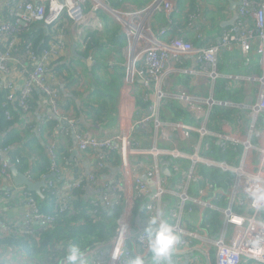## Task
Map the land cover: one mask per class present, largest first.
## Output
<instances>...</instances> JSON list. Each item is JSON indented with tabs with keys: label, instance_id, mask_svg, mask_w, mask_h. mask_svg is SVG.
Listing matches in <instances>:
<instances>
[{
	"label": "built area",
	"instance_id": "built-area-1",
	"mask_svg": "<svg viewBox=\"0 0 264 264\" xmlns=\"http://www.w3.org/2000/svg\"><path fill=\"white\" fill-rule=\"evenodd\" d=\"M108 1L2 0L0 4V11L7 12L5 19L0 21V41L6 42L0 51V91L8 90L6 99L9 102L16 100V106L26 116L30 114V92L32 89L40 91L51 114L69 122L77 140L76 149L91 154V171L63 181L61 170L55 167V143L48 144L47 152L51 161L49 172L54 175L50 177L53 180L46 179L44 188L53 194L54 211L59 213L64 210L73 188H99L98 205L108 208L120 204L122 211L117 220L116 234L90 252L104 258L106 264H125L128 256L134 255L130 247L132 243L143 251L147 250L141 242L143 230L135 233L132 231L134 198L150 195V190L154 189L151 200L145 203L146 211L153 214L157 211L155 205L162 202L163 195L174 193L178 195V203L170 208L168 217L174 219L172 225L179 234H184L181 217L184 212L193 211L192 205L200 211L210 208L220 212L222 225L219 232L205 239L209 250H214V264H242L250 260L264 264V200L257 201L249 196V192L257 187H264V0H240L237 19L220 33L217 43L201 46H195L184 39L185 31L182 29L177 30L175 36L165 35L171 28L172 15L177 11L175 0H151L144 7L122 6L118 9L111 7ZM202 2L199 0L194 12L188 14L187 24L195 32L196 38L201 37L198 22H205ZM99 11H108L107 14L120 25L125 35L127 73L122 88L127 86V93L123 98L128 102L127 107L129 101L133 104L128 115L120 119L119 130L100 137L76 132L74 119H68L60 113L58 104L61 83L58 77L47 73L51 60L68 51L65 26L69 23V44L84 50L89 42L88 32L102 29ZM156 13H162L168 24L159 32H153L151 25ZM34 21H42L47 26L61 23V27L55 41L48 48L37 56L31 54V70L24 67L21 70L11 68L10 62L19 61L11 54L19 45L16 32L27 29ZM30 46L28 44L27 49ZM233 49L243 55L246 64L251 53L257 54L262 68L260 75L243 77L247 83L257 82V86L254 98L238 103L215 99L212 93L214 83L220 77L217 70L219 53L221 50ZM184 56L194 57L190 73L196 77L199 86L209 90V94H175L162 88L163 77L177 69L172 65L180 63ZM15 71L21 80L18 87L17 78L13 77ZM183 72L187 73L186 70ZM226 78L237 80L240 77L226 75ZM138 81L143 89L146 113L140 112L134 99ZM251 92L252 89L248 94ZM171 100L177 101L184 109L185 114L181 119L160 118L161 110L164 111L165 104ZM221 123L226 125L225 130L217 126ZM149 126L155 134L153 145L141 147L134 140L133 131L138 129L144 132ZM207 138L215 140L223 151L229 146L240 147V153L235 156L236 162L230 164L206 156L203 148H208V144H205ZM6 151L7 148H0V180L10 184L9 167L13 164L6 159ZM112 152H116L119 157L118 180L98 182L94 171L105 167ZM134 155L152 157L149 168L143 172L146 179L152 181L151 185L139 174L146 157L140 162L136 161L134 166ZM198 164L231 172L233 180L228 191L223 192L199 175L196 172ZM164 167L173 177L180 172L182 182L176 190L166 188L164 178L167 176L162 174ZM14 187L19 188V195L24 200V210L15 227L31 232L32 225L47 227L55 220V214L41 211L32 192L24 186ZM192 187L195 189L194 194L190 192ZM216 194L225 196V205L220 206L212 201L216 199ZM93 204L98 206L96 202ZM96 212L97 209H93V213ZM121 224L127 227L125 238L120 231ZM117 251L120 255L114 258ZM185 264H195V260L188 259Z\"/></svg>",
	"mask_w": 264,
	"mask_h": 264
},
{
	"label": "trees",
	"instance_id": "trees-1",
	"mask_svg": "<svg viewBox=\"0 0 264 264\" xmlns=\"http://www.w3.org/2000/svg\"><path fill=\"white\" fill-rule=\"evenodd\" d=\"M124 1H130L138 7H144L151 0H109L108 2L111 7L116 8L120 2L123 3ZM175 2L177 11L172 15L171 28L182 29L177 25H180V19L184 16L186 18V25L182 29L186 32L184 39L191 42L192 40L189 38L191 34L189 33L194 34V37L196 34L187 23L188 14L195 10V0H175ZM187 2L191 5L190 9L183 12L184 5ZM6 15V10L1 11L0 21L4 20ZM98 16L102 22V29L88 32V45L84 50H78L77 54L79 56L71 53L67 55V52L57 55L51 60L47 69L49 75H55L63 83L58 104L60 113L65 117H69L68 113L70 112L78 129L80 127L84 129V125L88 122L101 125L108 118L115 116L119 90L123 85L126 75L124 56V48L126 46L125 35L120 25L109 14L99 11ZM202 17H204L203 10ZM158 22L165 26L168 25L162 13L159 14ZM249 22L252 23V20H249ZM198 25L201 28L203 23L198 22ZM219 26V24L215 23V27L219 32L228 28V26L223 28ZM60 27L61 23L47 26L42 21H34L27 29L16 32L19 45L11 54H13L14 58L19 59V61L17 63L10 62V67L17 70H21L22 67L26 70H31L33 68V65H31V54L37 56L44 49L48 48L51 42L55 41V36L59 32ZM200 34V38L195 37L194 39L198 42H191L193 45H207L214 41L213 38H204L202 28L200 29ZM65 35L69 41V23L65 26ZM5 44L6 42L0 41V51L4 49ZM28 44L31 45L29 49H27ZM81 56L82 58H80ZM87 57L93 60L91 76L88 75L85 63ZM84 81L87 86L85 92L75 90L69 95L66 94V89L69 90L71 86L75 85H77L75 87L80 88L83 86ZM216 83L224 89H228V92L233 95L237 93L234 92V87H232L226 78L221 77V79H217L215 89ZM8 93L9 91L6 89L0 91V148H7L6 159L16 166L19 171L26 172L30 179L37 181L48 174L51 169V161L47 152V146L50 143L48 137L49 139L54 138L56 141L54 142L56 168L67 163L70 151L73 149L72 142L66 131L60 133L52 131L56 124L55 119L45 120L44 123L39 124V132L37 135H33L31 129L34 128V112L42 97L40 91L32 89L30 92L28 97L29 116L23 115L18 106H16V100L9 102L6 99ZM72 94L78 96V105L73 101ZM17 96L18 92L15 98ZM142 96V92L135 93L134 95L139 108L146 107V102L142 99ZM70 106L74 107L75 114L70 111ZM164 108L174 115L171 118L172 120L181 119L185 114L184 109L176 101H168ZM80 115L83 117V120H79ZM162 118L167 119L164 115ZM205 144H208L207 149L203 148L206 156L230 164L236 162L235 156L240 153V147L238 146H229L227 150L223 151L218 143L210 138L205 140ZM118 160L117 153L112 152L106 161L105 167L94 171L98 182L106 181V177L109 175L111 169L117 167ZM196 172L205 180L214 184L215 187H219L223 192L228 191L232 184L233 174L231 172H222L218 168L207 167L203 164L197 165ZM75 173V176L85 174L82 172L78 173L77 169ZM50 179L53 180L52 178ZM91 188L98 191L97 196L93 195L91 197L89 191L91 189L87 187L73 188L67 206L59 213L54 211V197L48 191V188L42 189L43 197H38L35 193L30 192L41 211L55 214V220L47 227L39 228L38 225H32L33 230L31 232L22 231L13 225H11V229L10 227L8 228L10 230L6 229L7 231H3L5 229L0 227V232L5 234L0 236V247L18 249L27 260L25 264H61L64 249L69 242L80 244L86 248V252L106 243L116 234L117 220L122 211V206L120 204H113L108 208H103L101 204L98 205L100 189ZM148 200L146 195L134 198L133 219L137 213L141 218L146 216L145 203ZM93 202H96L98 206H95ZM214 202L220 206L225 205V196L223 194H216ZM192 208L194 213L197 214V206L192 205ZM93 209H97V212L93 213ZM262 216L264 218V213ZM221 225L222 220L219 211L210 208L203 209L200 216L201 228L206 229L210 235H216ZM212 254L213 251L210 252V259L214 264V255ZM242 264L262 263L250 260L242 262Z\"/></svg>",
	"mask_w": 264,
	"mask_h": 264
},
{
	"label": "crops",
	"instance_id": "crops-1",
	"mask_svg": "<svg viewBox=\"0 0 264 264\" xmlns=\"http://www.w3.org/2000/svg\"><path fill=\"white\" fill-rule=\"evenodd\" d=\"M1 1L2 0H0V4H1ZM198 1L199 0H195L194 4L196 5L198 3ZM239 1L240 0H203L201 6L203 7L202 10H203L204 17L206 20L203 23L201 28L203 30L204 38H206V37L210 38V39L213 38L214 41L213 42L211 41V42L217 43V41L220 38L221 32H219L217 30V28L215 27V23L219 24L220 28L228 26V25H222V22L230 20L233 17V15H235V14L238 16L237 7L239 4ZM123 3L125 4V5L123 4V6L128 5L127 7H138L135 4L131 3L130 1H124ZM190 6L191 5L188 2L185 3L183 12L188 11L190 9ZM205 13H206V16H205ZM159 14H161V13H156L152 19L151 25H152L153 32H159L161 29L165 28V25H162L158 22ZM163 17H164V15H163ZM185 25H186V18H184V16H183V18L180 19V25H177V26L179 28L184 29ZM177 30H179V29H177L176 27L174 29L170 28L169 30H167L165 35L168 37L175 36L177 33ZM189 34H191V35H189L190 40H192L191 42H198V41L194 40L195 39L194 34H192V33H189ZM185 36H186V32H185ZM71 47H72V44H69V41H68V51L66 53L67 55L70 53L72 54ZM78 50L79 49L77 47H75L76 53L78 52ZM239 58H240L241 62L238 61ZM255 59L257 60L256 66H257V68L261 74L262 68H261V64H260V59H259L257 54L251 53L250 54V60L246 64L244 61L243 55H241L237 49H233L230 51L221 50L219 53L217 70L219 72V69L221 70L222 67H235L236 65L237 66L241 65V70H242L241 72L227 73V74L219 72V74H220V77H222V78H226V75L228 77L229 76L240 77L237 80H233L230 78H226V79L229 80V83L231 85H233V86L236 85V87H239L241 85V84H238L239 81L243 82V84H244V96H245L247 93H249V90L252 89V87H250L248 89V86L251 83H247L243 79V77L254 75L253 73H249L247 71L251 69L248 64L250 63V61H253ZM194 60L195 59L192 56H184L181 58L180 63H177L176 65L173 64L172 66L177 67V69L171 70V72L167 73L163 77L162 88L166 91H170V92L175 93V94L182 93V92H188L191 94H203V95L209 94V90L208 89L204 90V88L202 86H199L200 84H198L196 82V77L190 73L191 68H193ZM73 65H75V63H73ZM197 69H198V67L196 68V70ZM183 70H186L187 73H184ZM17 75L18 74L16 71L13 72V77L17 78ZM220 77H218L217 79H219ZM15 80L17 82L16 86L18 87L21 80L18 78ZM60 83L63 85L62 82H60ZM208 84H209V82L207 83V85ZM75 86H77V85H75ZM75 86H71L69 90L66 89V94L69 95L72 91H75V90L79 91V92H85L87 90L86 89L87 86H86L85 81H84L82 87L77 88ZM59 88H60V90L63 89V87H61L60 84H59ZM126 89H127V86H125L124 88L121 87V89L119 90L117 111H116L114 117L112 116L111 118H108L101 125H97V124H93L91 122H88L86 125H84L85 126L84 129H82L81 127H80V129H78L76 127L75 131L79 132V133L80 132L84 133L86 135H95V136L97 135L99 137L100 136H108V135H111V134L117 132L119 130V127H120V122H121L120 119L122 117L127 116L130 109L133 108L132 102L129 101L130 105L127 107L128 102L123 98V97H125V95L127 93ZM238 90H239V88H238ZM142 91H143V89L141 88L140 83H138V85L135 86L134 92H136L138 94ZM212 93H213V97H214L215 96V83H214V88L212 90ZM72 98H73V101L75 102V104L78 105L79 104L78 96L75 94H72ZM178 105H179V103H178ZM138 109L141 110L140 112H143V113L147 112L145 110L146 107L138 108ZM70 111L73 112V114H75V112H76L74 107H72V106H70ZM50 112L51 111H50L47 103L45 102V99L43 97H41L40 102H39V104H38V106L34 112V118H33L34 128L31 129V131L33 132V135H37V133L39 132V127H38L39 124L44 123L45 120L47 121L50 119H55ZM68 114H69V117H67V118L73 119L72 114L70 112ZM163 115L166 116V118H168V119H170L174 116L169 110L167 111L165 109H164V111L162 109L160 112V118L161 119H163L162 118ZM79 118H80L79 120H83V117L81 115ZM217 126L221 130L226 129V125L224 123L217 124ZM52 131L54 133H60L62 131L63 132L66 131V133L69 135V137L71 139L73 149L76 148V145L74 146L73 140L71 137V135L74 132L72 133V128L70 127L69 122L66 125H63L59 120H56V124L54 125ZM132 135H133L134 140H136L139 143V146H141V147H151L153 145V135H155V134L152 133V127L151 126H149L147 131H144V132L142 130L136 129L133 131ZM48 141H50V143L56 142L54 138L49 139V137H48ZM160 145H161V143H160ZM72 150L70 151L67 163L62 165V166H59V168L61 170L62 177H63V181L67 180L68 178H72L73 176L75 177V175H76L75 170L76 169H77L78 173L82 172V173L86 174L92 168V158H91V155L89 154V152H79L77 150V153L75 155L71 156ZM144 157H146L147 161L144 160L145 165L140 170L139 174H140V176L143 177L144 180H147L149 185H151L152 181L146 179L143 172H145V170L147 168H149V164L152 161V157H150L148 155H134L132 157L133 165L135 166L136 161L140 162L141 160L144 159ZM118 166H119V164L117 165V167L111 169L109 175H107V177H106L108 180H113V181L118 180V175H120ZM180 168L184 169L183 167H180ZM162 170H163V168H162ZM165 176H167L166 179L164 178V183L166 184V188L176 190L177 186L182 182V180L180 179V177H181L180 172L177 173L176 175H174V177L172 175H169V174L168 175L165 174ZM14 186H16V185H14L12 183L9 184V183H5L4 181L3 182L0 181V189H1L0 190V227H3V229H5L3 231L10 230L11 225H13L15 227V224L19 222V220L22 216V212L24 210V200L22 199V196L19 195V188L14 187ZM89 189H91V190H89L91 197H93V195H96V196L98 195L97 194L98 191L96 189H92L91 187ZM194 190H195L194 187H192V190L190 191L191 194L195 193ZM151 191H152V189L150 190V193H151ZM146 198L151 200L149 195H146ZM162 198H163L162 202L159 203L158 205H155V206H157L156 207L157 210H159L163 214V218L165 220L167 219V221L169 223L173 224V223H175V221L171 217H168V213H169L170 208L178 203V195L174 194V193H166L163 195ZM203 198L205 199V197H202V199ZM212 201L214 202L215 199H213ZM202 211L198 210L197 214L194 213V211L191 213H188V212L183 213V215L181 217L182 219H181L180 224H181V227L184 231V234L183 233L179 234L177 232L181 237V241L177 245V251L173 257V264H185L188 261V259H194L195 264H213L211 262V259H210V252L213 251L212 255H214V250H211V251L209 250L207 244L205 243V239L207 238V236L212 237L214 235H210L206 229L201 228L200 216H201ZM145 212H146V216L144 218H141L140 215L137 213L133 219V214H132V228L135 229V232H139V231L144 230V228L147 226V217L154 214V213L151 214V213L147 212L146 209H145ZM221 219H222V217H221ZM9 227H10V229H8ZM3 235H5V234L0 232V236H3ZM182 242H184V243H182ZM142 253L144 254V259L146 261H149V264H150V257L147 254V250L143 251L138 246L133 250V254H134L133 256L141 255ZM87 255H88V259H89V264H106L105 259L102 257H99L97 255V253H91L90 251H88ZM26 261L27 260H26L25 256L18 249L0 247V264H25Z\"/></svg>",
	"mask_w": 264,
	"mask_h": 264
},
{
	"label": "clouds",
	"instance_id": "clouds-1",
	"mask_svg": "<svg viewBox=\"0 0 264 264\" xmlns=\"http://www.w3.org/2000/svg\"><path fill=\"white\" fill-rule=\"evenodd\" d=\"M249 196L257 201L264 200V187H257L249 192ZM120 231L125 238L126 225L121 224ZM180 241L181 237L175 227L163 218V214L159 210L147 217V226L143 230L141 242L146 245L150 264H173V257ZM130 247L134 250L137 245L132 243ZM119 255L120 253L117 251L114 258ZM61 264H89L86 248L78 243H67ZM125 264H149V261L144 259L142 253L137 256L129 255Z\"/></svg>",
	"mask_w": 264,
	"mask_h": 264
},
{
	"label": "water",
	"instance_id": "water-1",
	"mask_svg": "<svg viewBox=\"0 0 264 264\" xmlns=\"http://www.w3.org/2000/svg\"><path fill=\"white\" fill-rule=\"evenodd\" d=\"M60 2H63V0H59ZM237 15H233V17L228 20V21H224L222 22V25H231L237 18ZM236 18V19H235ZM235 19V20H234ZM75 45H72L71 47V52L72 54H74L75 56H79L76 52H75ZM82 58V56L80 57ZM85 63L88 69V75L91 76V67L93 64V60L90 57H87L85 59ZM138 83H140V81H138ZM61 87H63L62 84H60ZM51 113V112H50ZM53 117L56 120H59L63 125H66L68 123L67 119L58 117L53 115ZM73 133V132H72ZM72 140H73V144L74 146L76 145V137L74 135V133L71 135ZM77 153V149H73L71 152V156L75 155ZM9 173H10V177H11V183L16 185V186H24L28 191L35 193L38 197H43V193H42V189L45 187L46 185V179L53 176L54 173L50 172L46 175H44L41 179L34 181L32 179H30L29 175L26 172H21L19 171V169L12 165L9 167ZM162 173L168 175L169 171L166 167L163 168ZM154 192V189H152L151 194ZM151 194L149 195V197H151ZM132 231L135 233V229H132Z\"/></svg>",
	"mask_w": 264,
	"mask_h": 264
},
{
	"label": "rangeland",
	"instance_id": "rangeland-1",
	"mask_svg": "<svg viewBox=\"0 0 264 264\" xmlns=\"http://www.w3.org/2000/svg\"><path fill=\"white\" fill-rule=\"evenodd\" d=\"M124 3H119L118 4V7H116L117 9L120 8L121 6H123ZM125 5V4H124ZM128 6V5H127ZM108 11H106L105 13H107ZM239 62H241L240 58L238 60ZM249 67L251 68L250 70H248L247 72L249 73H253L254 75H260V71L258 70L257 68V60H253V61H250V63L248 64ZM247 65V66H248ZM125 71L127 73V67H126V62H125ZM241 65L239 66H236V67H222V69L220 70L219 69V72H222V73H238V72H241ZM221 79V77L219 78ZM218 84H219V81H218ZM238 84H241L239 87H236V85H232V87H234V92H237L236 94H231L228 92V89H224L221 85H217L216 83V89H215V96L214 98L215 99H218V100H231L232 102H235V103H238V102H242L244 100H249V98H254V94H255V91H256V86H257V82H253L251 83L249 86H248V89L250 87H252V92L251 94H246L244 96V84L243 82H238ZM243 86V87H242ZM222 87V88H220ZM239 88V90H238ZM136 92H134V95H135Z\"/></svg>",
	"mask_w": 264,
	"mask_h": 264
},
{
	"label": "bare ground",
	"instance_id": "bare-ground-1",
	"mask_svg": "<svg viewBox=\"0 0 264 264\" xmlns=\"http://www.w3.org/2000/svg\"><path fill=\"white\" fill-rule=\"evenodd\" d=\"M112 13H114L113 11H111ZM115 14V13H114Z\"/></svg>",
	"mask_w": 264,
	"mask_h": 264
}]
</instances>
